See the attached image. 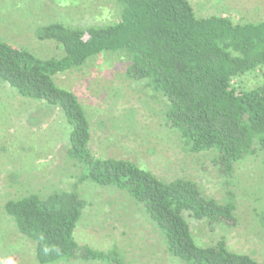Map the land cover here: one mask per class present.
<instances>
[{
    "label": "trees",
    "instance_id": "1",
    "mask_svg": "<svg viewBox=\"0 0 264 264\" xmlns=\"http://www.w3.org/2000/svg\"><path fill=\"white\" fill-rule=\"evenodd\" d=\"M120 19L112 24L39 27L37 38L59 43L64 56L42 58L0 39V82L19 94L59 108L70 129L69 157L81 166L79 183L89 181L124 192L144 206L162 231L171 256L185 264H264L231 250L225 238L200 245L190 219L211 228L236 225V206L209 196L191 178L165 181L131 159L98 157L92 126L77 94L56 77L80 70L105 53L125 52L128 79L146 81L167 102L166 124L188 153L213 151L220 175L232 177L235 163L263 153L264 84L238 90L233 79L264 67V20L235 22L222 15L197 16L190 0H117ZM86 202L78 184L46 196L9 199L5 212L35 245L40 264L62 260L127 264L117 246L102 250L76 240Z\"/></svg>",
    "mask_w": 264,
    "mask_h": 264
},
{
    "label": "rangeland",
    "instance_id": "2",
    "mask_svg": "<svg viewBox=\"0 0 264 264\" xmlns=\"http://www.w3.org/2000/svg\"><path fill=\"white\" fill-rule=\"evenodd\" d=\"M197 16L222 15L235 22L264 20V0H190ZM117 0H0V39L42 58L62 57V45L41 41L36 31L51 22L67 25L112 24L120 19ZM125 52L95 57L80 70L56 77L74 91L92 126L90 148L98 157L126 158L165 181L191 178L209 196L236 206V225L211 226L190 219L200 245L225 238L235 252L264 262L263 153L235 163L232 177L220 175L215 152L188 153L165 120L168 102L146 81L128 79ZM238 90L264 84V67L233 79ZM71 129L59 108L19 94L0 82V264H40L35 245L5 212L9 199L32 193L46 196L76 184L86 202L76 229L81 246L125 253L127 264H185L170 255L162 231L143 205L124 192L93 182L79 183L81 166L68 155ZM56 264H107L80 259Z\"/></svg>",
    "mask_w": 264,
    "mask_h": 264
}]
</instances>
